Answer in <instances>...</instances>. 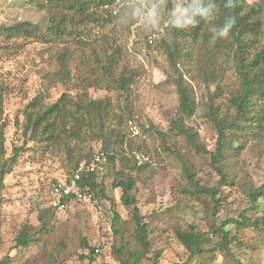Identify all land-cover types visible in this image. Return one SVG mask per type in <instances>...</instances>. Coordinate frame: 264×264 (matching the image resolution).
Segmentation results:
<instances>
[{
  "label": "trees",
  "instance_id": "trees-1",
  "mask_svg": "<svg viewBox=\"0 0 264 264\" xmlns=\"http://www.w3.org/2000/svg\"><path fill=\"white\" fill-rule=\"evenodd\" d=\"M115 2L39 0L37 6L47 9L49 14L44 27L29 22L0 25V38L6 44L17 38L54 44L53 35L64 29L66 24L76 17L86 16L92 9H100L88 15L77 27L57 36H62L65 46L58 51L56 71L47 78L52 83L72 84L74 91L63 92L52 103L46 102L44 91H39L28 100L21 110L23 120L19 128L23 142L11 148L10 156H7L5 145L3 95L0 91V206L4 202V178L12 172L28 143L62 153L67 176L72 175L80 162L91 157L93 144H98L100 151L107 154L112 177L111 188L120 190L121 204L130 210L127 225H132V231L128 233L127 227L120 226V217L114 215L111 222L112 257L118 264H142L144 261L158 264L161 251L152 252L148 239L153 231L152 224L158 216L145 221L133 195L137 181H143L138 176L146 171L148 163H130L126 150L130 147L126 133L127 121L132 118L129 100L139 73L125 61L121 46L108 30L113 25V17L108 8ZM165 2L171 7L175 0ZM214 2L216 24L222 23L226 15L236 18V25L227 39L219 40L215 46L210 47L209 25L201 22L187 30L168 26L167 36L158 44L167 58V80L175 88L177 108L166 131L154 128L162 151L173 155L181 164L182 175L189 186L182 187L181 192L200 200L205 205L204 210L213 218L225 198L221 188L237 183V176L231 170V159L248 142L264 139V0L252 3L234 0V7L230 9L224 7L226 0ZM77 50L81 53L80 59L75 57ZM195 55L199 74L207 82L204 117L216 135L214 151L209 153V165L218 176L217 185L212 187L200 185L191 164L187 166L177 147L178 140L182 139L197 154H207L191 124L197 110L193 88L185 83L179 71V60L184 56ZM210 64L213 67H208ZM230 79L236 81V88L225 95L223 88L228 86ZM211 85H215L214 91H210ZM91 89L108 94L115 92L118 97L115 101L110 95L94 99L89 94ZM221 96H226L223 103ZM150 127L153 128V125ZM132 158L135 159L133 155ZM116 163L119 165L117 170ZM79 186L91 194L92 200L112 201L106 196L103 181L99 180L97 173L84 175ZM241 188L248 198L249 208L240 212L237 219H226L218 224L213 222L207 232H201L191 224L173 227L176 239L188 254L185 262L173 264H210L217 252L225 262L240 264L231 251V243H240L239 235L243 229L263 230L264 217L247 216L246 212L258 208L257 198L264 196V183L253 186L245 181ZM53 214L50 208L42 212L38 216L39 225L36 228L23 224L14 237L15 247L27 248L36 234H45ZM232 225L236 226L235 234L228 229ZM68 242L80 261L93 263L95 248L90 247L84 238L77 235L74 240L71 236ZM63 243L61 246H64ZM73 247L87 250V255L78 254ZM8 262V257L0 259V264Z\"/></svg>",
  "mask_w": 264,
  "mask_h": 264
},
{
  "label": "rangeland",
  "instance_id": "rangeland-1",
  "mask_svg": "<svg viewBox=\"0 0 264 264\" xmlns=\"http://www.w3.org/2000/svg\"><path fill=\"white\" fill-rule=\"evenodd\" d=\"M38 1L0 0V25L29 22L44 27L49 14L47 9L37 6ZM254 1L246 0L247 3ZM128 2L129 0H116L108 8L113 17V25L108 30L121 46L125 61L139 73L129 100L132 118L127 121L126 133L130 147L126 150L130 163H148V168L139 174L138 178L144 182L137 181L133 195L145 221H151V217L158 216L152 224L153 231L148 238L151 251H161L158 264L183 263L188 254L176 239L173 227L191 224L199 231L207 232L213 222L218 224L226 219H237L240 212L248 209L249 201L241 184L245 181L253 186L264 183V139L260 142H248L239 154L231 159V170H234L237 176V183L221 188L225 198L214 218L204 210L205 205L200 200L181 192L182 187L189 188L182 175L181 164L173 155L162 151L159 138L154 132V128L166 131L177 108L175 88L167 80V58L158 47L161 39L167 36V16L165 14L160 28L153 33L145 31L135 21L121 24L118 17ZM99 10L92 9L86 16L76 17L66 24L64 29L53 35L54 44L22 38L6 44L0 38V91L3 95L2 121L5 124L7 156H10L12 147L20 146L23 142L19 128L23 120L21 110L30 98L39 91H44L46 102L52 103L63 92L74 91L72 84L52 83L47 78L56 71L58 51L65 46L62 36H57L62 35L65 30L77 27L88 15ZM80 56L81 53L77 50L76 59H80ZM179 63V71L185 83L193 88L197 104L191 124L199 135L200 144L207 151L204 155L197 154L180 139L177 142L179 155L186 161L187 166L191 164L195 179L200 185L216 186L218 176L209 165V153L214 151L216 135L212 125L204 117L207 82L202 80L199 74L196 55L184 56ZM208 67L213 66L210 64ZM214 87L215 85H211L210 91H214ZM235 88L236 81L230 79L223 92L229 95ZM89 94L94 99L110 95L113 101L118 97L115 92L108 94L92 89ZM220 99L223 103L226 96H221ZM151 124L153 128L150 127ZM27 145L12 172L4 178V202L0 206V259L8 257V264H89L86 260L80 261L69 247L68 237L73 236L76 240L78 235L84 238L90 247L100 248L101 252L92 264H118L112 257V219L117 214L120 217V226L127 227L128 233L132 231V225H127L130 210L121 204L120 190L111 188L112 177L107 163L106 171L97 174L99 180L103 181L106 196L112 201H74L65 211L54 212L45 234H36L27 248L15 247L14 237L19 228L23 224L38 227V216L49 208L52 186L67 176L62 153L46 150L34 143ZM97 151H100V146L93 144V153ZM115 169H119L118 163L115 164ZM257 207L255 211L246 212V215L264 217V196H258ZM228 229L233 234L236 233L235 225L229 226ZM239 239L240 243H231V251L237 261L240 264H264V227L263 230L243 229ZM62 242L64 246H61ZM73 248L78 254L87 255V250ZM142 264L151 263L144 261ZM210 264L231 262H225L217 252Z\"/></svg>",
  "mask_w": 264,
  "mask_h": 264
},
{
  "label": "clouds",
  "instance_id": "clouds-1",
  "mask_svg": "<svg viewBox=\"0 0 264 264\" xmlns=\"http://www.w3.org/2000/svg\"><path fill=\"white\" fill-rule=\"evenodd\" d=\"M224 7H234V0H226ZM165 14L169 26L177 30H187L207 22L210 47L227 39L236 25V18L232 15H226L220 24L214 22L217 18L214 0H177L171 7L165 0H129L118 22L128 24L135 21L145 31L153 33L160 28Z\"/></svg>",
  "mask_w": 264,
  "mask_h": 264
},
{
  "label": "built area",
  "instance_id": "built-area-1",
  "mask_svg": "<svg viewBox=\"0 0 264 264\" xmlns=\"http://www.w3.org/2000/svg\"><path fill=\"white\" fill-rule=\"evenodd\" d=\"M107 154L102 151H97L91 155L88 160L80 162L71 176H66L65 179L56 182L51 189L49 208L55 213L63 212L74 201L89 202L92 199L91 194L84 192L79 182L84 175L105 172L107 163ZM100 248L94 250L95 258L100 254Z\"/></svg>",
  "mask_w": 264,
  "mask_h": 264
}]
</instances>
